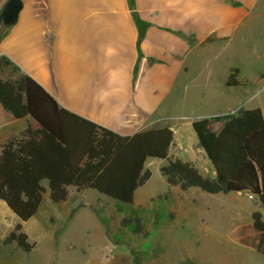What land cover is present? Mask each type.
Returning a JSON list of instances; mask_svg holds the SVG:
<instances>
[{"label": "crops", "instance_id": "1", "mask_svg": "<svg viewBox=\"0 0 264 264\" xmlns=\"http://www.w3.org/2000/svg\"><path fill=\"white\" fill-rule=\"evenodd\" d=\"M5 1L0 0V8ZM255 1L23 0L17 23L0 41V56L31 75L63 107L119 134L169 126L175 133L169 155L180 158L184 152L187 158L182 160L215 177L192 123L218 114L196 117L190 115L193 110L181 109L190 99L185 89L197 80V63L210 59L217 48H226L240 28L251 22L249 11ZM233 68L224 81L230 99L242 88H253L264 80L259 71L251 77L238 67L237 79L243 75L255 85L246 86L239 79L241 84L228 86ZM204 101L200 94L193 104ZM25 126L26 119L15 118L0 103V147ZM244 192L248 191L236 193ZM254 210L248 208V216ZM232 233L249 234L250 228L234 226ZM257 241L239 243L257 250Z\"/></svg>", "mask_w": 264, "mask_h": 264}, {"label": "rangeland", "instance_id": "2", "mask_svg": "<svg viewBox=\"0 0 264 264\" xmlns=\"http://www.w3.org/2000/svg\"><path fill=\"white\" fill-rule=\"evenodd\" d=\"M249 12L251 22L240 28L226 48H217L210 59L197 63V80L185 89L190 99L181 108L193 110L191 116L225 114L239 107L264 110V80L253 88H242L234 98L225 95L230 67H239L251 77L264 73V0H256ZM246 76L238 78L246 86L255 85ZM200 94L204 103L193 104ZM239 100L243 103L236 105ZM220 125L214 123L213 128ZM179 156L187 158L184 152ZM164 162L147 161L152 175L136 190L131 203L92 188L78 191L74 187L69 188L66 201L53 203L47 189L39 210L23 227L36 243L31 253L16 244H3L19 219L0 202V264H264L263 254L239 243L254 245L258 239L247 214L248 208L260 207L258 199L248 192L207 193L197 187L183 190L170 185L160 171ZM137 218L141 232H137ZM234 226L249 227L250 233H232Z\"/></svg>", "mask_w": 264, "mask_h": 264}, {"label": "trees", "instance_id": "3", "mask_svg": "<svg viewBox=\"0 0 264 264\" xmlns=\"http://www.w3.org/2000/svg\"><path fill=\"white\" fill-rule=\"evenodd\" d=\"M239 74L238 67L231 69L226 84H241ZM0 103L15 118L26 119L25 128L0 147V199L19 219L3 244H16L25 253L33 250L36 243L29 240L23 222L37 213L47 189L53 203L66 201L70 187L92 188L131 203L152 175L147 161L158 158L165 160L160 171L170 185L183 190L198 187L208 193L248 191L256 196L260 209L252 212L251 220L258 232L257 251L264 255V114L260 107H239L193 121L199 144L216 171L211 177L192 162L169 155L175 136L169 126L119 134L60 105L5 55L0 56ZM217 122L221 123L218 130L213 128ZM136 220L141 232L140 219Z\"/></svg>", "mask_w": 264, "mask_h": 264}, {"label": "water", "instance_id": "4", "mask_svg": "<svg viewBox=\"0 0 264 264\" xmlns=\"http://www.w3.org/2000/svg\"><path fill=\"white\" fill-rule=\"evenodd\" d=\"M23 0H6L0 8V41L8 29L17 23Z\"/></svg>", "mask_w": 264, "mask_h": 264}]
</instances>
